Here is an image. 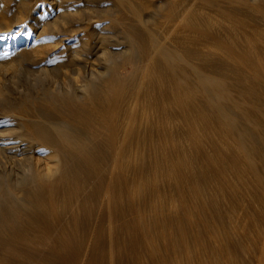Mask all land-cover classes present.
<instances>
[{
    "label": "bare ground",
    "instance_id": "6f19581e",
    "mask_svg": "<svg viewBox=\"0 0 264 264\" xmlns=\"http://www.w3.org/2000/svg\"><path fill=\"white\" fill-rule=\"evenodd\" d=\"M109 1L125 53L73 85L0 52L54 84L0 81V264H264V0Z\"/></svg>",
    "mask_w": 264,
    "mask_h": 264
},
{
    "label": "rangeland",
    "instance_id": "374dc122",
    "mask_svg": "<svg viewBox=\"0 0 264 264\" xmlns=\"http://www.w3.org/2000/svg\"><path fill=\"white\" fill-rule=\"evenodd\" d=\"M19 1L20 0H0V15L2 13H7L6 20L8 22L6 23L8 25L5 26L0 20V32L4 34L2 36L5 38V43H0V46L3 45L0 47V52L8 48L6 53H8V51L11 53L12 51H10L9 48L16 46L15 49L22 48L24 53H26L24 57L25 62L27 59L37 61L45 57L48 58L50 62L48 68L51 70L48 74L56 85H73V80L77 78L78 75L83 77L88 75V69L100 68L99 70H101L103 61L100 53L104 49L101 48L102 46H105L108 52L111 50L110 52L113 54L112 57H116L115 59H117L121 53H125V44L120 39L122 37V26L118 25L115 18L112 16L117 13V8L109 0H65L64 3H61L63 5L60 3L48 5L47 2H37L30 4L23 12V9L20 8L21 5ZM64 8L67 12L70 9H74V11L77 10L75 12L77 16L68 14L62 15V13L65 12L63 10ZM19 10L21 11L19 12ZM21 12L23 14V20L17 19ZM69 13L72 14L73 12ZM146 13L147 15L149 14L148 10L143 11L144 15H146ZM53 23L56 24L54 25ZM19 30L24 33L21 34L19 40L15 43L11 35ZM33 30L36 31L31 34L30 32ZM156 30L159 33L162 27L159 26ZM26 32H28V38ZM4 46L7 47L5 48ZM73 52L79 53L78 56H74ZM12 59L14 60L15 58ZM8 62L9 61L6 59L0 60V81L3 80L1 81L2 85L4 83L3 87L6 86L5 88H8L7 90L10 92L7 101H10V98H16V88L27 87L31 83L43 86L53 84L49 82L51 80L47 78L42 79V75L37 79V72H35V74L33 72L32 75L26 73V64L23 61L21 62L20 59L14 60L13 64L15 66L13 69L8 68ZM123 72L126 75L130 74L131 67L126 65ZM127 79L132 80V78ZM0 100V118H3L2 106L5 105V101L3 99ZM8 128L9 126L0 129V137L8 133ZM0 161V171H3L4 164L2 163L1 157Z\"/></svg>",
    "mask_w": 264,
    "mask_h": 264
}]
</instances>
